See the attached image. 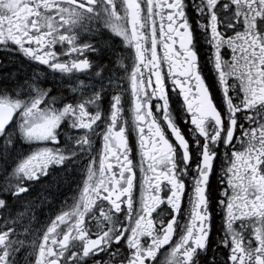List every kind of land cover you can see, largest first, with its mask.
I'll return each mask as SVG.
<instances>
[{
  "label": "snow or ice",
  "instance_id": "1",
  "mask_svg": "<svg viewBox=\"0 0 264 264\" xmlns=\"http://www.w3.org/2000/svg\"><path fill=\"white\" fill-rule=\"evenodd\" d=\"M56 45L66 52L58 56ZM0 51L47 73L0 88V264H21L27 247L23 264H161L166 245L174 264H264V0H0ZM57 73L64 82L47 78ZM78 73L89 82L66 88ZM121 80L131 89L135 164ZM68 90L79 99L57 95ZM173 90L192 126L188 139L169 110ZM153 98L175 142L153 116ZM65 121L85 134L16 158L22 142L59 144ZM96 137L102 146L93 154ZM49 165L82 169L73 172L82 177L79 199L26 246L9 217ZM161 205L168 215L154 221ZM94 208L95 231L85 224Z\"/></svg>",
  "mask_w": 264,
  "mask_h": 264
},
{
  "label": "flooded vegetation",
  "instance_id": "2",
  "mask_svg": "<svg viewBox=\"0 0 264 264\" xmlns=\"http://www.w3.org/2000/svg\"><path fill=\"white\" fill-rule=\"evenodd\" d=\"M107 31V30H106ZM105 39L109 40V43L119 45L120 49H123V45L120 44L119 38L114 37L110 31H108V35H106ZM58 56L61 55L62 52H66V48H62L60 45H56L53 49ZM162 51V49L158 48V52ZM222 55L224 56L225 60H230L231 53L225 54V52L222 50ZM87 59H89L90 62H97L98 57L94 54H86ZM76 57H69L67 55H62L60 58V62H67L70 59H75ZM84 58V57H80ZM103 63H107V60H104ZM124 63L126 65H130L131 60L125 59ZM99 70V69H97ZM166 70V67H165ZM33 71H39L41 73H46V69L44 66H41L38 69H33L30 67V65L26 62H24L23 58L19 56H11L6 55L3 51H0V88H10L15 85V83H23V78H26L29 73ZM119 75H125L124 73H120ZM49 80H56L58 83L64 82L66 79L65 77H62L59 73H57L54 77H47ZM212 75L210 74L206 78L207 81L212 80ZM79 81H84L85 83H88V79L85 73H78L75 77H72L71 79H67V84L65 87L67 88L69 85L74 86V83H78ZM121 85V89L123 90V119L128 121L129 127L126 129V131L129 133L128 139H129V147L132 149V155L134 156V164L137 163L139 160V151L136 146V136L135 133L131 130V124L133 120V114L131 111V89L130 84L126 80L119 81ZM42 87H51L50 83L42 84ZM166 86L171 88L172 86V80L171 78H166ZM64 95V96H71V95H77V98L79 99L78 94L72 93L70 90L64 91L63 93H57V95ZM170 101V111L172 112L173 119L177 123V125L180 127L181 132L185 135V138L188 139L191 136V125L190 123H186L188 120V117L185 116L183 110H178L179 106L176 105L174 102L178 99L177 97V91L173 90L169 93ZM73 101L71 100H65V103H71ZM152 103L154 107L152 108L153 116L156 118L157 122L160 123L161 127L164 128L166 135L170 140H173V137L170 135V132L166 126V122L163 120V109L157 110L155 105L158 103V101L153 98ZM43 106V105H41ZM63 105L57 104L56 107H62ZM14 119H17V117H14ZM68 122L65 121L62 123L61 129L58 130L60 139L59 144L54 143H43V142H34V143H28V142H22L16 147V158L21 159L24 157H27L28 155L36 152L37 150L48 147V148H64L66 139L71 137H78L84 135L83 130H69L65 127V124ZM99 123V122H98ZM173 142H175L173 140ZM191 143V141H190ZM102 146V139L100 137H96L94 139L93 143V154H95L96 150ZM114 163V162H113ZM82 172V169L77 170H65L62 166H53L49 165L48 168V175L46 177H41L38 183H35L30 188L31 195L25 196L23 200L16 203V207L14 210H12V215L9 217L10 220L16 221V231L18 234V238L24 242L26 246L30 245L32 241H36L37 243L41 239L42 231L46 229L50 219H54L55 215L60 214L61 210H69V207L74 205L75 202L79 199L80 192L78 190V186L82 187L80 185V181L82 179L81 175L76 174L74 175L73 172ZM39 175V174H38ZM140 173L137 172L136 177V185L133 190V195L136 201L135 207H139V198L141 195L140 190ZM186 183H188L186 181ZM0 184H3V177L0 175ZM33 189H35L33 191ZM164 193L161 192V196L163 198ZM29 203H31L33 206L29 207ZM99 204V201L97 202ZM67 205V206H66ZM182 207L185 209V216L187 215V209L186 204H182ZM123 208V205H122ZM165 205H161L156 212L153 213L152 219L154 221L158 220V213L161 215L167 216V211L161 212V209H164ZM93 211L96 214V219L91 220L90 216L85 217V224L89 228H92L93 231H95L93 225L97 222H99V217L101 216V210L98 208H94ZM103 212L107 213L108 208L107 205L104 206ZM217 213H219V209H217ZM2 215V213H0ZM117 217H114V219ZM120 220L123 219L122 216L118 217ZM220 216L214 215V229L220 226ZM181 224H183V221H181ZM61 228H64L62 225ZM59 238V237H58ZM95 238V237H93ZM178 239V234L173 235V242H175ZM146 240H148L147 237L142 238V243H144ZM150 242V241H149ZM171 252V245L164 246L160 252L158 253V259L160 260L161 264H174L173 257L169 255ZM32 249L31 247H27L26 249H21V252L17 259L21 261V264H23V261L25 258H29L31 256ZM163 254V255H162ZM102 261L107 260L108 257L102 256L99 257ZM221 258H224L223 253H221ZM88 264H92L91 261L88 262Z\"/></svg>",
  "mask_w": 264,
  "mask_h": 264
}]
</instances>
